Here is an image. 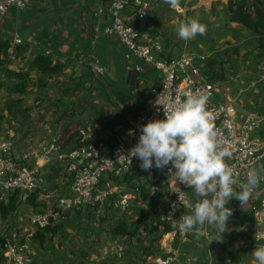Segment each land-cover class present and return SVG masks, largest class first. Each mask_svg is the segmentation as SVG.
<instances>
[{
    "label": "built area",
    "instance_id": "obj_1",
    "mask_svg": "<svg viewBox=\"0 0 264 264\" xmlns=\"http://www.w3.org/2000/svg\"><path fill=\"white\" fill-rule=\"evenodd\" d=\"M28 2L0 0V16L6 15L13 7H25ZM152 10L151 0H108L96 10V14L100 15L109 13L110 21L104 33L116 38L123 47L129 67L136 68L140 75L149 69L160 72L148 86L145 103L135 111L133 123L144 125L151 120L164 119V111L170 102H183L190 94H210L207 110L218 140L223 146H230L232 151L231 158H226V162L239 173L240 183L246 182L249 171H255L260 178L255 189L264 190V136L259 134L264 127V112L250 109L240 113L232 98L227 95L221 98L222 82L208 77L203 69L205 63L193 53L182 52L176 57L167 53L164 38L143 24ZM13 39L14 42H21L18 35H14ZM93 71L101 75L106 72V67L96 60ZM138 140L139 137L131 140L120 138L110 144L98 129L82 125L68 150L62 149L58 136L44 140L37 148L20 149L15 141L0 144V202L6 203L14 195L27 199L46 177L43 166L56 161L62 163L71 184L69 190L57 195L54 203L43 204L25 219L22 217L23 229L4 233L0 245V264H34V238L57 219L59 210L109 205L125 211L133 207L137 197L139 205L142 188L139 185L133 188L131 183L138 181L139 175L145 179L149 175L152 179L155 172L159 174L160 182H147L146 187L151 188L150 194L155 196L162 183L168 186L167 202L158 204L154 211L159 213L160 229L167 237H191L195 229L180 233L176 227L177 220L183 214H191V210L185 209L179 199L188 198L195 203L198 197L192 188L176 182L173 175L175 169L171 165L164 169L154 166L151 171H145L140 167L139 159L132 157L130 160L128 150ZM145 204L149 205L148 199ZM253 208L254 217L248 233L254 237L255 245L261 247L264 246V230H261L264 197L257 199ZM200 231L208 235V224L200 226ZM158 259L160 264H170L173 258L168 255Z\"/></svg>",
    "mask_w": 264,
    "mask_h": 264
},
{
    "label": "crops",
    "instance_id": "obj_2",
    "mask_svg": "<svg viewBox=\"0 0 264 264\" xmlns=\"http://www.w3.org/2000/svg\"><path fill=\"white\" fill-rule=\"evenodd\" d=\"M29 1L24 9L13 8L6 14L11 19V32L19 34L24 44H29L28 47L34 55L39 52L50 53L59 57L65 64L60 71L48 74L55 76L51 77L48 83L36 84L30 92L33 96L40 92L42 97L27 104L32 113L29 117L30 122L22 121V116L18 115L12 119V115L9 114L12 113L11 109L7 106L10 110H5L6 107L0 103V112L5 114L0 116V144L15 141L20 149L37 148L44 140L58 136L62 149L68 150L77 138V135L70 138L69 127L79 124L80 120L83 124L79 126L92 127L88 126L87 122L93 119L94 112L101 108H110L112 113V117L102 119L104 130H99L102 137L110 139L112 143L116 138L127 140L138 138L142 125H135L131 114L145 103L147 89H143L144 92L140 91L144 86V82L140 85L138 81L141 73H138L134 88H130L128 74L132 68L129 67L125 50L116 38L104 33V28L110 21L109 13L100 15L96 14V10L108 0ZM151 1L152 13L143 24L164 36L167 43L166 51L173 57L182 52H190L205 63L211 56L227 55L229 58L231 49L241 48L240 50L244 52L247 47L256 45L258 33L230 18L227 10L228 0H180L178 9L170 7L165 0ZM189 18L198 19L206 26L207 31L204 35L197 34L192 39L182 40L177 29L182 21ZM241 56L233 54L230 60L233 69H226V72L233 70V75L224 81L220 80L222 82L220 96L225 98L227 95L232 98L240 113L248 110L240 107L242 105L253 106L254 109L264 112V54L254 61L246 55ZM96 60L106 67V72L102 75H96L93 71ZM33 71L39 70L33 68L31 73ZM119 73L125 76L128 87L125 91H129L130 95L135 94L138 85L141 98L136 105H127L126 108L125 99H122L124 96H118L124 90L123 86L120 88L116 86L115 90L112 84L106 86L119 79ZM144 73L145 78L157 77L153 69L143 72L142 75ZM71 74L80 79L82 84L80 89L73 91L63 86L62 82ZM109 88L114 92V98L108 93ZM13 92L15 96L20 95L19 91ZM79 100L81 105L76 103ZM106 102H111V106H107ZM64 111L66 112L58 121L59 114ZM114 113L116 114L113 115ZM259 134L264 136V127ZM52 165L43 166L44 176H47ZM261 197H264V194L257 199ZM252 218L242 223L240 229H235L247 231L250 229ZM261 230H264V221ZM227 234L228 231H225L223 234L197 237L194 233L188 238H173L164 237L166 235L162 233V237L160 235L152 242L159 248L157 256L162 254L172 256L170 264H258L253 256V251L257 248L253 236L247 234L244 238L235 239L228 237ZM36 255L37 252L34 264H37Z\"/></svg>",
    "mask_w": 264,
    "mask_h": 264
},
{
    "label": "rangeland",
    "instance_id": "obj_3",
    "mask_svg": "<svg viewBox=\"0 0 264 264\" xmlns=\"http://www.w3.org/2000/svg\"><path fill=\"white\" fill-rule=\"evenodd\" d=\"M25 7L13 8L24 9ZM11 29V19H9L7 15L0 16V42L2 40H7L10 43L8 48L0 49V72L2 73L0 84L3 86L0 89V103L2 102L3 107H6V109L4 108L5 110L9 108L11 109L12 113L9 112V114L12 115V119L18 115L22 116V121L30 122L29 117L32 116V113L29 111L30 106L28 105L29 103L42 98L40 92H37L34 96L30 95V92L33 91L36 84H46L51 77L55 76H48V74H44L40 71H37L38 75H36V71L31 73L33 68L30 67V62L34 56L33 51L29 47L26 49H17V45L24 44V41L19 34L12 33ZM158 34L161 35L160 33ZM14 35H18L21 42H14ZM162 37L164 38V36ZM164 42L167 47L165 38ZM10 47H12V49H9ZM240 49L241 48H238L237 52V49L230 50V57L228 58L229 62L223 64L225 66L226 76L223 81L233 75V70L226 72V69H233L230 60L233 58L234 53L242 56L246 55L247 57L252 58L253 61L258 59V56L256 55V46H252L251 48L247 47L244 52ZM206 61L207 60H205V62ZM153 71H155L157 77L160 75L159 71L154 69ZM119 77V79L117 78L116 81H112L106 86L109 87V85L112 84L114 90L117 87L120 88L123 86L122 89L124 90H122L118 96H124L122 99H125L124 104L126 108L128 107L127 105H136L139 103L138 101L140 100L141 95L138 93V85L136 86L137 89L134 92L135 94L130 95L129 91H125V89H128L125 76L119 73ZM152 80L153 79L149 77L145 78V73L141 75L138 81L140 85L144 82V86L140 91L144 92L143 89L146 90L152 83ZM62 84L65 88L73 91L80 89L82 86L80 79H76L74 74H71L70 77L66 78ZM13 91H19L20 93L18 94L20 95L15 96ZM108 93L114 98L115 94L110 88ZM120 97H118V99H120ZM76 103L77 105H81L80 100ZM24 104L28 105L24 107ZM106 105L110 107L111 102H106ZM240 107L248 108V110L254 109L253 106L248 107L247 105H242ZM5 110L3 112H5ZM65 112L66 111L59 114L58 121H60ZM55 114L52 115L55 116ZM94 114V118L87 122L89 123L88 126L91 125L93 127L95 124L96 126L94 127L103 131L104 124L102 123V119L112 117L110 108H101L96 110ZM115 114L116 113L113 115ZM1 115L5 116V114L0 112V116ZM131 117L134 118V113L131 114ZM111 119L112 118H110V120ZM110 120H108V122ZM78 123L80 125L83 124L81 120ZM116 140H118V138L114 139V141ZM158 175L157 172L153 173L152 179L149 175L146 176V179L145 177L141 178L139 175L138 181H133L131 183L133 188H136L139 185L142 190L139 198L141 203L139 205L137 204V197V200L134 201V205L130 210L122 211L121 209H114L109 205L81 207L80 209L70 211L59 210V216L57 219L46 229L40 230L34 238L37 252L36 263L160 264L158 257L165 256L163 254L157 256L159 248H156L152 241L153 239L159 238L160 235L162 237L163 231L160 229L162 223L157 218L159 213H155L154 211L158 204L162 205L163 202H167L168 186L167 184L162 183L159 189L156 190L157 194L155 196L150 194L149 191L151 188L146 187L147 182L151 184L154 182H160ZM66 176L65 169L60 165V162L57 161L48 171L44 181L40 182L38 189L30 193L28 196L29 199H25L20 195H14L16 200L14 208L6 215H3L0 210V230L3 237L5 236L4 233H13L23 229L21 226L22 217L25 219L31 211L38 210L43 204L54 203L58 194L66 192L67 187L70 186V180L69 178L67 179ZM136 182L138 183L134 184ZM144 191L147 192V194L143 197L145 193ZM263 194L264 190H261V188L255 189L249 201L242 206L240 201L235 198L229 201L227 205L232 206L233 214L229 218L227 224L228 229L226 231H228V237L240 239L249 234L248 228L247 231L246 229L243 231L242 229L236 230L235 228L240 229L242 223H245L247 220L254 217V208L252 209V207L256 203V199ZM147 199L149 205H143ZM8 203L9 201L3 204ZM262 211L264 216V208ZM124 223L130 232L126 234L117 232L116 228L120 225H124ZM217 233H220L218 229L214 226H208V235ZM164 237H167V235ZM248 239L249 238L247 237L246 242H248ZM246 242L245 244H247Z\"/></svg>",
    "mask_w": 264,
    "mask_h": 264
},
{
    "label": "clouds",
    "instance_id": "obj_4",
    "mask_svg": "<svg viewBox=\"0 0 264 264\" xmlns=\"http://www.w3.org/2000/svg\"><path fill=\"white\" fill-rule=\"evenodd\" d=\"M165 3L173 9L180 7V0ZM177 31L182 40H189L197 34L204 35L207 28L198 19L189 18L179 24ZM209 95L200 92L188 95L183 102H170L164 111L165 118L142 125L137 144L128 150L130 160L139 159L143 170L171 165L176 182L193 189L198 197L195 203L188 198L179 199L191 214H183L176 227L180 233L195 229L197 237L205 235L200 231L205 224L223 234L233 214V209L226 205L233 198L241 206L247 203L260 183L255 171H249L246 182L240 183L239 173L226 162L232 156L231 147L218 140L207 110ZM253 256L258 264H264V246L257 247Z\"/></svg>",
    "mask_w": 264,
    "mask_h": 264
},
{
    "label": "trees",
    "instance_id": "obj_5",
    "mask_svg": "<svg viewBox=\"0 0 264 264\" xmlns=\"http://www.w3.org/2000/svg\"><path fill=\"white\" fill-rule=\"evenodd\" d=\"M254 4L256 8L255 16H252L248 11L247 0H228L227 10L232 20L236 21L239 24L247 26L248 28L258 33L259 36L255 45L257 49L256 55L258 57H261L264 54V0H254ZM9 44V41L2 40L0 42V49L8 48ZM28 46V43L18 44L17 49H26L28 48ZM227 61V55H222L220 57L211 56L205 62L203 69H205L208 77L212 79L223 80L226 77L225 66L223 64ZM64 64V61L59 57L53 56L50 53L39 52L36 53L31 59L30 67L36 68L44 74H51L61 70L64 67ZM78 129L79 124H74L69 127V130H71V132L68 131L70 133V138L78 134ZM61 139H63V136ZM107 142L111 144L110 139H107ZM15 201V196H12L8 204H3L0 202L1 213L3 215H6L11 209L14 208ZM166 228L169 227L167 226ZM116 231L125 234L130 232L125 223L124 225L118 226L116 228ZM3 238V234L0 230V245L3 242Z\"/></svg>",
    "mask_w": 264,
    "mask_h": 264
},
{
    "label": "water",
    "instance_id": "obj_6",
    "mask_svg": "<svg viewBox=\"0 0 264 264\" xmlns=\"http://www.w3.org/2000/svg\"><path fill=\"white\" fill-rule=\"evenodd\" d=\"M247 4H248V11L251 13L252 16H255L256 8H255L254 0H247ZM137 77H138V70L136 68L131 69L128 74V82L130 84L131 89L134 88Z\"/></svg>",
    "mask_w": 264,
    "mask_h": 264
}]
</instances>
